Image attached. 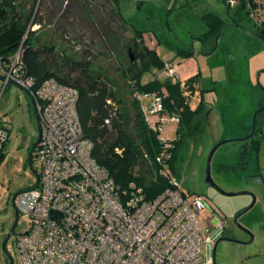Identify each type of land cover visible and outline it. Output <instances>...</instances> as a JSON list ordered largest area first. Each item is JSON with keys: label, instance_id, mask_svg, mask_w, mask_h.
I'll return each mask as SVG.
<instances>
[{"label": "rangeland", "instance_id": "rangeland-1", "mask_svg": "<svg viewBox=\"0 0 264 264\" xmlns=\"http://www.w3.org/2000/svg\"><path fill=\"white\" fill-rule=\"evenodd\" d=\"M18 4L24 17L33 12V19L39 21V25L31 24L30 30L36 32L40 43H53L58 52L89 61L93 73L107 81L131 119L136 111L132 76L140 70L137 66L130 71L133 30L143 33L144 45L154 49L162 61L177 67L179 79L172 78L171 82L183 88L189 78L198 75L194 91L184 95L191 110L200 104L201 109L190 132L183 129L175 177L182 191L205 196L224 220L249 207L247 196L225 197L204 183L208 154L225 142L210 162L214 185L232 195L259 192L264 186L261 122L253 137L260 144L259 150L244 157L249 169L220 170L237 162L244 153L241 139L249 135L254 113L264 98V42L256 37L252 20L244 11L230 10L227 16L221 0H118L117 8L110 0H18ZM204 15L218 17L225 25L214 50L207 43L195 41L205 32ZM185 48L191 56L176 55ZM153 72L163 79L162 70ZM150 78L152 74H146L142 82ZM0 128L7 135L0 156V264H20L15 240L31 225L21 214L15 218L12 200L36 183L39 169L30 168L28 158L38 129L28 95L15 85L4 87L1 80ZM173 138L169 136V140ZM239 225L250 233L252 241L246 245L218 243L215 264H264L261 207L256 204ZM12 228L13 234L7 239Z\"/></svg>", "mask_w": 264, "mask_h": 264}, {"label": "built area", "instance_id": "built-area-1", "mask_svg": "<svg viewBox=\"0 0 264 264\" xmlns=\"http://www.w3.org/2000/svg\"><path fill=\"white\" fill-rule=\"evenodd\" d=\"M221 1L227 11H244L264 34V0ZM162 71L164 79H179L169 62ZM0 75L4 87L12 84L28 95L38 129L32 155L38 179L14 202L31 225L15 240L20 264H215L219 230L205 226L208 202L203 196L182 191L176 177L160 168L150 170L149 178L160 177L167 187L155 197L148 198L133 183L119 194L90 157L92 145L83 138L75 109L77 92L53 79L34 87L20 49L0 62ZM133 99L163 150L172 148L179 118L166 113L159 95L135 92ZM104 125L110 129L108 121ZM260 136L264 151V115ZM6 138L0 128V152ZM154 164H162L161 156Z\"/></svg>", "mask_w": 264, "mask_h": 264}, {"label": "trees", "instance_id": "trees-1", "mask_svg": "<svg viewBox=\"0 0 264 264\" xmlns=\"http://www.w3.org/2000/svg\"><path fill=\"white\" fill-rule=\"evenodd\" d=\"M110 1L117 8L118 0ZM202 21L206 31L198 40L209 44L214 50L216 39L225 25L220 18L210 15L203 16ZM31 24L39 25V21L33 19V12L24 17L18 0H0L1 64L20 49L25 75L32 79L34 87L53 79L77 92L75 109L83 138L92 145L90 157L107 172L117 186L119 194L127 191L131 183L142 187L148 198L161 193L167 187L166 181L160 177L153 181L149 177L152 170L157 171L159 168L168 174L176 175L174 165L183 141V129L190 132L191 123L198 117L201 109L200 104L195 110H191L188 106L189 100L184 95L186 91H194L198 75L189 78L183 88L169 79L157 78L153 71L163 70L164 61L153 49L144 45L143 33L133 30L130 71L140 67L138 73L132 76L133 92L159 95L166 113L179 118L177 138L172 142V148L163 150L155 135L143 123L138 103L134 99L136 111L131 119L121 109V101L117 100L107 81L99 74L93 73L89 61L69 57L65 51L58 52L53 43H40L36 32L30 30ZM257 35L264 40L263 33L257 32ZM176 55L191 56L183 51L177 52ZM149 73L152 78L142 82L143 76ZM263 105L264 100L258 107ZM263 115L264 111L256 116L255 129ZM105 121L109 122L110 129L104 125ZM259 147L258 141L250 139V152H257ZM164 154H169V158ZM145 155L147 159L144 158ZM158 155L162 158L160 165L154 164ZM149 163L153 164L150 166ZM226 168L233 171L232 166H221L220 170Z\"/></svg>", "mask_w": 264, "mask_h": 264}, {"label": "flooded vegetation", "instance_id": "flooded-vegetation-1", "mask_svg": "<svg viewBox=\"0 0 264 264\" xmlns=\"http://www.w3.org/2000/svg\"><path fill=\"white\" fill-rule=\"evenodd\" d=\"M205 31H206V29H205ZM201 36H199V37H201ZM198 38L195 39V41L200 43L201 45H204V43L199 41ZM182 51L191 54V51H189L187 48H185V50H182ZM178 52H180V51H178ZM258 108H261V107H258ZM254 133H255V130H254ZM249 141H248V146H246V144L243 142L245 151L241 155L240 159L231 165L233 167V171H245V170L249 169L248 168L249 162L244 158L245 155H248L249 153H251L249 148H248L249 147ZM33 152H34V149H33ZM34 173H35V171H34ZM37 178H38V175L36 177V180H37ZM250 184H253L252 178L250 179ZM211 188L216 190L217 193L221 194L217 189H215L213 187H211ZM252 188H253V185H252ZM263 189H264V186H260L259 192L255 191V190L249 191V192H247L248 195H246V196L249 198V201H250L249 207L251 206V208L249 210H251L256 204H258L261 207V213L264 216V195H263L264 191H263ZM194 195H196V194H194ZM203 197L205 198V200H207L205 196H203ZM207 202H208V208H207V211L205 212V218H206L205 226L210 227V228H214V229L218 228L219 237L217 240L222 239V242H228V243L235 244V245H246V244L250 243V241H251L250 233L247 230H244L239 225V220L249 212V210H247L249 207L245 210V212H244V209H242L241 211H238L236 214H234V216L231 217V219L224 220L220 216V214L214 208H212L210 206V203L208 200H207ZM241 236L244 238H241Z\"/></svg>", "mask_w": 264, "mask_h": 264}, {"label": "water", "instance_id": "water-1", "mask_svg": "<svg viewBox=\"0 0 264 264\" xmlns=\"http://www.w3.org/2000/svg\"><path fill=\"white\" fill-rule=\"evenodd\" d=\"M227 16H228V14H227ZM230 25L236 26V24L233 23V22H231ZM256 37H258L259 39L262 40V38H261L260 36H256ZM262 41L264 42V40H262ZM263 111H264V106L261 107V108H258V109L256 110V112L254 113V116H253V124H252L251 131H250L249 135L246 136L245 138L241 139V141L244 142V143L246 144V146H248V141H249L251 138H253V136H254V130H255V119H256V116H257L258 114H260L261 112H263ZM223 143H225V142H221V143H219L218 145H216V146L210 151V153H209L208 156H207L206 166H205V173H204V182H205L206 186H208V187H213V188L217 189V190L221 193V195H223V196H225V197H231V196H246V195H248L247 192H239V193H236V194H233V195H232V194H226V193L222 192L221 190H219V189L214 185V183H213L212 180H211V177H210V162H211L212 156H213L214 152L216 151V149H217L220 145H222ZM35 145H36V143H35ZM35 145H34V147H35ZM34 147L32 148V150H30L29 158H28V163H29V167H30V168H32V154H33V149H34ZM37 179H38V178H37ZM16 197H17V195L13 198V200H12V205H13V209H14V213H15V218L17 219L18 212H17V210H16L15 207H14V202H15V198H16ZM250 208H251V206H250L247 210H249ZM244 212H245V211H244ZM12 234H13V228H12V230L9 232V234L7 235V239H9V238L11 237ZM251 241H252V237H251ZM251 241H250V242H251ZM220 242H222V239H219V240H217V241L215 242L214 247H213V255L215 254V250H216V246H217V244L220 243ZM3 248H4V246H3ZM10 264H12V263H10Z\"/></svg>", "mask_w": 264, "mask_h": 264}, {"label": "crops", "instance_id": "crops-1", "mask_svg": "<svg viewBox=\"0 0 264 264\" xmlns=\"http://www.w3.org/2000/svg\"><path fill=\"white\" fill-rule=\"evenodd\" d=\"M238 12H241V11H238ZM262 13L264 14V12H262ZM262 13H261V14H262ZM227 14H228V11H227ZM227 14H226V15H227ZM263 19H264V18H263ZM222 30H223V29H222ZM255 31H256V30H255ZM153 50H154V49H153ZM0 77H1V75H0ZM0 80H1V78H0ZM1 81H2V80H1ZM8 85H9V84H8ZM8 85H7V86H8ZM11 85H12V84H11ZM7 86H5V87H7ZM263 100H264V98H262L261 102H262ZM261 102H260V103H261Z\"/></svg>", "mask_w": 264, "mask_h": 264}, {"label": "bare ground", "instance_id": "bare-ground-1", "mask_svg": "<svg viewBox=\"0 0 264 264\" xmlns=\"http://www.w3.org/2000/svg\"><path fill=\"white\" fill-rule=\"evenodd\" d=\"M255 34H257V33H255Z\"/></svg>", "mask_w": 264, "mask_h": 264}]
</instances>
